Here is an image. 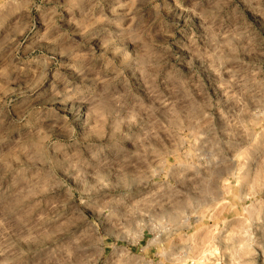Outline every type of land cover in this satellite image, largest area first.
<instances>
[{"label": "rangeland", "instance_id": "obj_1", "mask_svg": "<svg viewBox=\"0 0 264 264\" xmlns=\"http://www.w3.org/2000/svg\"><path fill=\"white\" fill-rule=\"evenodd\" d=\"M0 264H264V0H0Z\"/></svg>", "mask_w": 264, "mask_h": 264}]
</instances>
